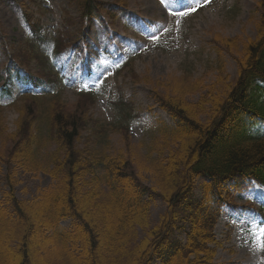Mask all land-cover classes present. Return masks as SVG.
I'll return each instance as SVG.
<instances>
[{
    "label": "trees",
    "instance_id": "16d2710c",
    "mask_svg": "<svg viewBox=\"0 0 264 264\" xmlns=\"http://www.w3.org/2000/svg\"><path fill=\"white\" fill-rule=\"evenodd\" d=\"M84 1L85 16L98 20L95 1ZM262 26L257 40L247 43L236 59L235 81L230 82L222 65L216 82L201 89L205 94L190 106L175 90L158 97L173 125L158 129L138 165L132 154L111 155L103 148L108 134L101 122L92 123L85 138L82 132L91 124L83 119L63 126L58 115L55 132L49 133L60 144L55 152L42 155L37 120L23 128L19 141L13 138L9 150L0 148L7 184L0 200V264H32L34 245L41 264H215L222 247L216 235L222 209L234 204L237 193L264 186ZM31 34L33 53L41 58L44 53L54 75L50 58L59 55L58 39L41 29L33 28ZM13 67L0 75V98H10V84L42 87V78L34 80ZM114 107L117 127L128 134L137 119L132 104L121 95ZM4 132L0 126V136ZM127 143L129 151L132 144ZM19 170L43 171L53 184L32 201L20 200L15 195ZM146 175L151 188L143 185ZM156 197L166 210L152 225L150 206ZM67 220L73 226L65 230L61 224Z\"/></svg>",
    "mask_w": 264,
    "mask_h": 264
},
{
    "label": "rangeland",
    "instance_id": "374dc122",
    "mask_svg": "<svg viewBox=\"0 0 264 264\" xmlns=\"http://www.w3.org/2000/svg\"><path fill=\"white\" fill-rule=\"evenodd\" d=\"M93 1L99 21L85 16L84 0H0V75L13 62L12 69L21 68L33 77L52 81L56 77L50 75L45 55L41 58L32 51L29 41L33 39L23 23L26 16L34 29L51 34L55 42L58 39V63L66 78L60 84L57 80L50 93L0 103L3 153L36 120L41 128L42 155L55 152L60 144L56 136L52 142L49 133L55 132L58 115L63 126L72 121L91 124L82 132L85 138L92 123L101 122L108 134L103 148L111 155L120 151L132 154L138 165L145 161L148 144L158 137L160 126L173 124L158 97L175 90L190 106L205 94L201 89L216 82L222 65L230 82L235 81L236 59L247 43L257 40L264 23L263 0ZM189 5L196 10L186 16L178 14L188 11ZM121 95L137 116L128 134L117 127L114 104ZM201 118L207 119V115ZM128 141L132 144L129 151ZM5 165L0 162V200L7 191ZM17 180L16 197L28 201L53 184L43 171L19 170ZM143 185L154 186L150 176L146 175ZM233 203L223 208L216 227L222 247L215 264H264V187L237 193ZM165 210V202L156 197L150 206L152 225ZM72 226L71 220L61 224L65 230ZM33 234L42 245L38 233ZM34 249L36 245L30 252L31 263L41 264L39 251Z\"/></svg>",
    "mask_w": 264,
    "mask_h": 264
},
{
    "label": "snow or ice",
    "instance_id": "6c2138e0",
    "mask_svg": "<svg viewBox=\"0 0 264 264\" xmlns=\"http://www.w3.org/2000/svg\"><path fill=\"white\" fill-rule=\"evenodd\" d=\"M163 2V0H162ZM196 9L195 8H192L190 5L188 6V11L186 12H182V13H178L179 15H183V16H186L188 15L190 12L192 11H195ZM261 247H264V243L261 244Z\"/></svg>",
    "mask_w": 264,
    "mask_h": 264
}]
</instances>
